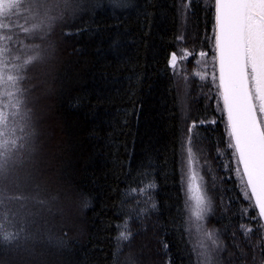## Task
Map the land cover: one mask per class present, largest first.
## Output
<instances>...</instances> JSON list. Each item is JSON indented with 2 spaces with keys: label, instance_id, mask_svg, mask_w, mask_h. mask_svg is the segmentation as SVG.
<instances>
[{
  "label": "trees",
  "instance_id": "obj_1",
  "mask_svg": "<svg viewBox=\"0 0 264 264\" xmlns=\"http://www.w3.org/2000/svg\"><path fill=\"white\" fill-rule=\"evenodd\" d=\"M16 3L0 12V264H264L214 0Z\"/></svg>",
  "mask_w": 264,
  "mask_h": 264
},
{
  "label": "snow or ice",
  "instance_id": "obj_2",
  "mask_svg": "<svg viewBox=\"0 0 264 264\" xmlns=\"http://www.w3.org/2000/svg\"><path fill=\"white\" fill-rule=\"evenodd\" d=\"M16 6V0H0V12ZM214 9L219 88L233 142L230 147L235 149L246 185L255 198L252 207L258 206L259 217H264V119L257 115L259 112L264 117V0H214ZM176 59L173 54V66ZM6 119L0 114V121ZM6 147L7 141L0 143V148ZM188 190L195 201L194 215L201 218L205 197L198 185L190 183ZM121 238L129 236L121 233Z\"/></svg>",
  "mask_w": 264,
  "mask_h": 264
},
{
  "label": "rangeland",
  "instance_id": "obj_3",
  "mask_svg": "<svg viewBox=\"0 0 264 264\" xmlns=\"http://www.w3.org/2000/svg\"><path fill=\"white\" fill-rule=\"evenodd\" d=\"M176 62H177V59H176ZM176 64V63H175ZM1 143V142H0ZM9 142H7V147L6 148H0V160L7 157L9 155ZM189 174H190V177H192L193 175V167L191 168V170L189 171ZM194 185H198V181L197 180H194L192 182ZM190 184V183H189ZM199 186V185H198ZM189 189V187H188ZM189 191V190H188ZM192 193L189 192V196H191ZM194 213V212H193Z\"/></svg>",
  "mask_w": 264,
  "mask_h": 264
},
{
  "label": "water",
  "instance_id": "obj_4",
  "mask_svg": "<svg viewBox=\"0 0 264 264\" xmlns=\"http://www.w3.org/2000/svg\"><path fill=\"white\" fill-rule=\"evenodd\" d=\"M215 54H216V49H215ZM216 67H217V76H218V84H219V65H218V61L217 60H216ZM221 98H222V96H221ZM222 102H223V99H222ZM225 113H226V116H227L226 110H225ZM257 115H258V113H257ZM258 118H259V115H258ZM227 120H228V116H227ZM241 167H242V165H241ZM242 170H243V167H242ZM246 180H247V178H246ZM250 191H251V189H250ZM253 199L255 201V198L254 197H253ZM257 209H258V212H259L258 206H257ZM261 218H262V220L264 222V217H261Z\"/></svg>",
  "mask_w": 264,
  "mask_h": 264
},
{
  "label": "flooded vegetation",
  "instance_id": "obj_5",
  "mask_svg": "<svg viewBox=\"0 0 264 264\" xmlns=\"http://www.w3.org/2000/svg\"><path fill=\"white\" fill-rule=\"evenodd\" d=\"M258 115H259V118L264 119V117H261V116H260L259 112H258Z\"/></svg>",
  "mask_w": 264,
  "mask_h": 264
}]
</instances>
